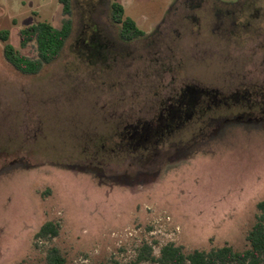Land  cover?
<instances>
[{"label":"rangeland","instance_id":"374dc122","mask_svg":"<svg viewBox=\"0 0 264 264\" xmlns=\"http://www.w3.org/2000/svg\"><path fill=\"white\" fill-rule=\"evenodd\" d=\"M70 1L65 16L58 0H0V30H8V42L32 59L36 45L22 48L19 31L39 22L60 28L64 19L71 20V34L59 57L36 75H21L9 66L0 42V264H47L49 247H56L66 264H128L147 248L158 258L167 244L185 253L226 244L237 251L247 248L256 204L264 200V123L233 122L218 131L214 123L205 130L193 124L173 138L178 146L161 145L154 157L130 148L127 152L117 132L110 141L92 145L85 139L93 127L98 136L108 134L104 128L109 126L101 121L106 102L131 115L128 124L149 118L138 107L122 106L117 97L114 101L105 94L120 90L119 84L110 87L105 81L116 63L95 60L108 53L98 48L100 42L119 44L120 26L111 20L113 2L124 7L125 16L142 32L160 29L157 37L165 38V45L155 49L159 63L175 72L179 90L185 69L202 79L222 81L230 74L220 53L211 54L208 40L217 37L188 32L197 24L190 23L192 17L199 18L204 32H211L212 15H236L254 42L239 52L245 62L238 68V83L264 79V0ZM93 29L105 32L106 40H96ZM151 42L150 37L133 42L120 53L135 55L138 43ZM189 43L198 52L187 50ZM200 50L206 55H199ZM132 59L126 57L125 71L118 64L114 75L145 69ZM207 85L226 87L230 93L245 86ZM220 113L206 121L236 115ZM47 222L58 225L57 236L37 239Z\"/></svg>","mask_w":264,"mask_h":264},{"label":"flooded vegetation","instance_id":"af4514ba","mask_svg":"<svg viewBox=\"0 0 264 264\" xmlns=\"http://www.w3.org/2000/svg\"><path fill=\"white\" fill-rule=\"evenodd\" d=\"M235 16L236 15H212V19L215 20V22L213 23L211 32L209 30L204 32V30L199 27L200 21L198 17L190 18V23L192 25L197 23V27L195 25L192 30L188 29V32L194 35H204V33H206L208 36L214 35L219 39L217 40V38L213 39L210 37V40H208V44H211L213 48L211 54L220 53V61L228 66L230 74L225 76L222 81L217 80V78L202 79L201 77L198 78L188 74L183 65L185 71H183V75L180 76H185L186 80L182 82L185 84L182 88L180 87L179 90H176L174 87L176 83L175 72H172L173 70H168L169 67L167 65L161 67L159 63L157 51L155 49L165 45L163 44L165 38L157 37V35H160L159 28L150 35L149 33L143 32L144 35L130 41L122 40L119 37L120 39L117 38L119 44L110 43L108 41L100 42L98 48H103L107 50L106 52L108 53L104 58L97 56L95 60L102 59L107 62L116 63L113 66L114 70L112 74H109L105 81L110 87L116 86L115 84H119L120 86L119 92L108 91L105 92V94H109L113 100L117 97L119 100L118 104L122 106L128 103L129 106H131L130 109L138 107L137 111L141 114L148 115L149 118L144 119L141 117L134 121L135 123L128 124L127 116L131 115H128L126 112H120V110L117 109V105L112 103V101L106 102L102 107L104 109L102 115H104L103 117L105 118L101 121L103 125L106 124L109 126H105L107 128H104V130L108 131V134L98 136L95 133V127L90 128V132L85 139L88 141V145L96 144L99 141H110V138H113L112 134L117 132L120 137L119 141L122 142L121 147L126 148V151L127 148H130L140 154L148 153L151 154V157H154L158 155V149L161 145L166 144L169 147L178 146L177 143L174 144L173 138L193 124H201V126H203L202 128L205 130L208 126H211L210 124L214 123V131H218L223 128V126L233 122L246 125L264 123V79L260 81L261 84L254 82H250L251 85L238 83V68L243 67V62H245L243 57L242 59L239 58V52L246 46V50H248L254 42L253 34L249 31L250 29L244 30V28H246L245 25L238 23L237 21L240 19ZM239 18L241 17L239 16ZM238 25L242 28H238ZM223 34L229 35L223 37ZM93 35L96 40H106L105 32L99 29H93ZM149 37L150 39L152 38L151 44L138 43L135 48V55L126 54L124 52L120 53L122 52L120 49L124 46L128 47L133 42H140ZM228 37L230 39H228ZM192 43L196 44L194 46L199 44L193 38ZM205 44H207V42H205ZM93 45L95 44H91L90 47ZM188 45H190V43ZM202 47L205 48V45ZM217 47L219 48L218 51ZM186 49L198 52V50L194 49L191 45ZM91 52L96 51L92 49ZM117 52H119V54H117ZM199 55H206V50H200ZM127 56H133L131 61L132 63H136V67L139 66L142 68L144 66L145 69H137L136 75H114L118 64H121L124 71L126 70L125 63L127 61L125 59ZM148 59L150 65L146 64ZM191 78L199 80L197 83H190L189 79ZM211 81L221 85L231 83L237 85L243 84L245 86L239 85L236 87L235 91L230 93V89L223 86L219 88L208 86L207 83ZM94 99L95 95L93 97V111L98 115V110L95 109L96 104L94 103ZM221 111H231V114L236 115L233 118L219 117L211 121H206L207 116L221 114ZM127 152L123 151L124 154H129Z\"/></svg>","mask_w":264,"mask_h":264},{"label":"trees","instance_id":"16d2710c","mask_svg":"<svg viewBox=\"0 0 264 264\" xmlns=\"http://www.w3.org/2000/svg\"><path fill=\"white\" fill-rule=\"evenodd\" d=\"M65 16L70 14V0H58ZM112 21L120 26L119 37L130 41L144 35L137 24L125 16L124 7L117 1L110 6ZM71 34V20L64 19L60 28H55L46 22L27 26L19 31V41L22 48L29 43L36 45V58L32 59L21 54L9 40V31L0 30L2 56L5 62L21 75H36L40 70L54 62L60 55L66 40ZM256 221L249 230L246 240L247 248L234 250L229 245L212 248L209 251L193 250L185 253L174 244L164 245L158 258L151 254V249L143 247L145 253L128 264H140L150 260L156 264H264V200L256 204ZM57 224L47 222L42 225L35 237L51 240L58 234ZM47 264H66L65 258L56 247H49L46 255Z\"/></svg>","mask_w":264,"mask_h":264}]
</instances>
